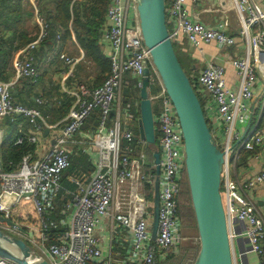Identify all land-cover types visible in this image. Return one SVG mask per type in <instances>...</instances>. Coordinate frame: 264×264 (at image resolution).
Masks as SVG:
<instances>
[{
  "label": "built area",
  "instance_id": "2783aa9c",
  "mask_svg": "<svg viewBox=\"0 0 264 264\" xmlns=\"http://www.w3.org/2000/svg\"><path fill=\"white\" fill-rule=\"evenodd\" d=\"M205 0H165V22L173 43L185 40L201 51L207 43H215L219 50L243 43V53L231 59L238 77L235 91L227 86L224 66L207 63L201 67L198 78L191 83L207 93L209 102L203 107L205 118L216 145L223 151L220 172V196L227 220L232 264H240L241 256L234 246L233 220L245 221L243 233L246 264H264V205L258 210L242 192L264 180V170L255 177L240 182L234 171L240 162L242 150H254L264 142V83L256 98V117L249 130L239 136L238 124L249 120L252 110L249 101L255 98L252 86L257 78L256 63L264 64V0H228L239 26L237 37L227 33L230 25L225 13L217 27L193 20L187 3ZM133 17L121 0H111L106 11L107 27L104 38L110 44V70L97 86L78 82L66 90L73 97L64 120L49 123L47 116L34 107L14 100L10 90L19 79L36 82L38 69L33 50L48 37L49 24L34 0H31L34 21L38 31L34 39L18 49L12 58V75L0 79V121L14 115L28 119L32 132L25 133L19 126L13 144H35L46 127H62L54 143L39 157L24 153L11 170L0 164V216L12 222L0 221V230L23 240L31 249L33 261L46 260L48 264H160L180 250L183 239L182 221L178 214L177 197L185 173L184 142L178 116L154 69L149 49L143 42L139 28L136 4ZM59 38V35L57 36ZM68 76L74 71L77 59L60 54ZM149 69V88L159 85L160 90L150 93L151 104L159 101L160 110L154 115L158 127L157 146L159 161V209L157 232L151 238L153 212L154 163L146 156L145 142L138 138L141 150L131 157L121 152V143L132 144V127L125 120L132 117L128 110L114 109L112 124L105 129L119 103L123 78L130 73L140 89L143 72ZM98 108L100 129L76 138L85 119ZM123 118V119H121ZM104 129V130H103ZM93 147L96 153L88 176H70L72 190H65L68 200L56 212L54 200L61 190V178L71 164L74 149L84 151ZM152 190V196L147 193ZM22 200L32 204L37 227L25 223L14 208ZM57 218L51 219L52 215ZM62 230L52 239L51 229ZM37 234L38 237L33 234ZM233 240V245H232ZM117 246V250L115 249ZM120 248L122 252H120ZM114 251H119L113 254ZM0 264H15L0 257Z\"/></svg>",
  "mask_w": 264,
  "mask_h": 264
},
{
  "label": "crops",
  "instance_id": "0c3cea01",
  "mask_svg": "<svg viewBox=\"0 0 264 264\" xmlns=\"http://www.w3.org/2000/svg\"><path fill=\"white\" fill-rule=\"evenodd\" d=\"M34 1L37 2V4L39 5L38 7L41 9V12H43L42 14L46 20V17H47L46 12L54 8L55 3L53 2V0H34ZM81 1H84V0H72L71 5L74 2H81ZM27 2H30V6L27 5ZM121 2L123 5L127 6L129 13H130L129 16L132 18L133 12H134L132 0H121ZM28 7H29V10L31 9L32 14L30 12L29 14L32 16L29 18L30 20L25 19L24 10H23L21 14V26L23 27V29H21L22 31L30 30L32 27H35V26L37 27L34 21L31 0H23L21 8L26 10L28 9ZM187 9L193 20L202 22L206 24L208 27H217L219 17L222 14L225 15L226 13L230 21V25L227 27V33L232 34L237 37L239 26L237 24L236 15L234 13V10L231 9V6L228 0H205L202 2H198V3H193L191 1H188ZM107 25L108 24L106 22V27ZM15 32H16L15 29L10 25L9 22L7 23L6 26L0 24V40L6 41V40L13 38ZM104 33H105V30H103L102 49L106 57H108L111 47H110L109 42L104 38ZM183 41L185 40H182L178 43H181ZM12 44L15 45L16 42H13ZM186 44L188 45L187 55L191 60H196L195 62H198V64H200L201 67H203L205 64L209 62L217 63V64L224 66V69H225L224 78H225V82L227 86L231 87L233 91L237 89L238 77H237V74L234 68L231 65V59L243 53V43L240 41L238 37L236 40V44L233 45V47L225 49V50H219L215 46V43L204 44L202 46L201 51L194 49L193 47L190 46L189 43H186ZM5 45L7 47L9 46L8 44H5ZM61 53L66 54L68 57L77 59V62L75 63V66H74L75 67L74 71L72 72V74L68 76L64 75L66 66L63 60L60 59L59 57ZM11 57L13 58V55ZM33 57H34L35 65L39 72L37 81L33 83L29 79L19 80L18 83L11 89V94L14 100L17 101L18 103H21L28 107H34V108L39 109L43 115L47 116V120L49 123H57L65 119L68 110L66 114L62 116H59L57 113L64 110L65 106L63 103L66 100H70L71 102L70 105L72 104L73 97L69 93H67L66 90L73 89V87L78 82H85L91 86L99 85L102 82V81H99V79H97V76L95 75L97 71H95V67L92 64V62L85 61L84 53L82 49L75 43L74 40L71 42H68L67 44L62 45V49L59 44L57 43L54 44V40H48L46 45L45 43L40 44L33 50ZM12 58L8 65V68L9 67L10 68L9 69L7 68L10 71V74L5 79H1V80H4V81L8 80L10 76L12 75ZM195 62L193 61L189 63L190 64L189 67L191 71L198 68L199 69L198 74H199L201 67L199 68V65ZM255 66L257 70V78H256L255 83L252 86V90L256 96L253 100L249 101L250 109L252 110L249 120L243 124L241 123L237 125L238 130H239V136L241 137L246 134V132L249 130L250 126L254 122V119L256 117V107L258 105L256 98L260 92L262 84L264 83V64L256 63ZM94 71L95 73H93ZM124 77L126 81L127 79H129L128 77H130V79H133L130 73H125ZM197 78H198V75L192 74V79H191L192 81H196ZM198 95L201 99L202 106H204L206 103L209 102L207 93L203 89L201 88L198 89ZM120 98H121V95H120ZM116 107L121 109L120 99H119V103L115 102L112 113L114 112V109ZM112 118L113 117L111 116L109 124L105 125V129L112 124ZM138 119H139V116L136 117L132 115L131 118H128L125 120V124H128L130 127H133L132 122H130L131 120H133L135 121L134 126L138 127ZM62 124L63 123L51 129H48L45 127L43 131L41 132V134H39V137L44 136L45 142L50 143L51 145L52 143H54L55 137L58 135L59 130L62 127ZM19 126L22 127L25 133L32 132V127L28 119H26L25 117L21 115H14L12 118L7 117L0 121V164L4 170H9L8 169L9 166L6 163H4L1 157L2 148L9 144L16 146L13 144V140L17 134V130ZM100 128L101 127H100V121H99V126L97 130H99ZM97 130L91 133H94ZM85 133L86 132L84 131H80L78 134H76V138H78L81 135L83 136ZM25 144L27 146L32 145L34 146V148L36 145V143L35 144L25 143ZM154 148L151 149V156L148 153V156L150 157V158L148 157V159H151L152 150ZM27 152H29L32 155V157H34V153L32 150L27 151ZM80 152L88 155L89 162H90L89 164L92 167L93 166L92 160L96 156L94 148L90 146H86L85 150L80 151ZM240 155H241L240 162L238 163L234 171L235 178H237L240 182H245L255 177L257 174H259L260 171L264 170V142L261 145L257 146L256 149L252 151L242 150ZM82 174L85 176H88V173H84V172L78 173L76 175H71V176H79ZM69 177H67V180L70 182ZM61 189L64 190V193L67 196L68 194L66 193L65 190H72V189H65L63 187ZM242 192L256 206L258 210H260L263 207L264 205V180L254 185L251 189L244 190ZM245 227H246L245 221L233 220L232 230L234 234V246L237 249L238 253L240 254L241 259L245 258L244 240H241V236H243ZM232 245H233V240H232ZM241 245H243L242 252H241ZM115 249L117 250V246H115ZM117 252L119 251H114L113 254H116ZM120 252H122L121 248H120Z\"/></svg>",
  "mask_w": 264,
  "mask_h": 264
},
{
  "label": "water",
  "instance_id": "95a60500",
  "mask_svg": "<svg viewBox=\"0 0 264 264\" xmlns=\"http://www.w3.org/2000/svg\"><path fill=\"white\" fill-rule=\"evenodd\" d=\"M139 28L151 62L179 119L184 142L185 173L198 234L199 249L187 264H232L228 225L220 196L223 151L216 145L199 97L174 51L165 22V0H137ZM149 69H145L139 89V138L148 148L156 145L155 123L150 101ZM11 92V90H10ZM154 189L151 238L157 232L159 209V150H152ZM8 224V218L0 216ZM4 244L14 245L13 253ZM0 257L15 264H48L33 261L30 247L21 239L0 230Z\"/></svg>",
  "mask_w": 264,
  "mask_h": 264
},
{
  "label": "trees",
  "instance_id": "16d2710c",
  "mask_svg": "<svg viewBox=\"0 0 264 264\" xmlns=\"http://www.w3.org/2000/svg\"><path fill=\"white\" fill-rule=\"evenodd\" d=\"M72 0H53L55 3V7L51 10L47 11L46 20L49 23V34L48 37L45 38L41 44H47L48 40H54V44L57 43L61 46L67 44L68 42L75 41V43L82 49L84 53L85 61L92 62L95 67L96 76L99 81H102L106 78L107 74L110 70V61L109 58L106 57L103 49H102V38H103V30L106 28V11L111 2V0H84L81 2H74L71 5ZM23 0H0V24L6 26L9 22L10 25L15 29L14 37L3 41L0 40V79H5L10 71L7 69L11 60V56L15 53L13 51H17L21 47H23L26 43L34 39L37 34L38 27H32L30 30L22 31L23 27L21 26V14L24 10V18L29 19L32 15L31 9H23L22 7ZM82 3V4H80ZM37 4V2H36ZM27 5L30 6V2H27ZM38 5V4H37ZM39 6V5H38ZM41 10V9H40ZM43 13V12H41ZM32 14V13H31ZM43 15V14H42ZM59 35V38H57ZM74 38V39H73ZM16 42L15 45L12 43ZM5 44H8L7 47ZM7 47V48H6ZM64 49V48H63ZM66 55V54H65ZM72 58V57H71ZM179 61V59H178ZM180 62V61H179ZM181 64V62H180ZM80 66V65H79ZM182 66V65H181ZM75 68V67H74ZM95 71L93 73H95ZM123 79L121 98H120V107L121 111L128 110L133 116H139V89L135 85V80ZM190 78V77H189ZM22 80V79H19ZM18 80V81H19ZM191 80V78H190ZM17 81V83H18ZM126 81V82H125ZM130 81V82H128ZM101 82V83H102ZM100 83V84H101ZM97 86V85H96ZM150 90V88H149ZM150 93L153 92L150 90ZM198 95V94H197ZM199 97V95H198ZM201 102V99L199 97ZM70 100H66L64 104V110L57 113L59 116L66 114ZM202 105V104H201ZM114 117V112L111 113L110 117ZM100 121V110L95 108L89 114V116L83 122V125L80 131H84L86 133H91L97 130ZM155 134L156 131L158 133V127L155 123ZM133 132V141L132 144H128L126 141H122L121 143V152L123 154L128 153L126 150L127 146L134 149L131 153H128L131 157L138 156L141 148L139 145H136L137 140L139 138L138 127H132ZM158 136V135H157ZM156 138V137H155ZM157 146V138L156 145ZM34 148L32 145H26L25 143L13 146L12 144L6 145L2 148V159L4 163H6L11 170L16 166L22 154L27 151H31ZM154 148V147H153ZM151 149L146 148V151L151 156ZM74 152L71 155V164L67 168V173H64L61 178V185L65 189H72L73 185L67 180V177L71 175H76L78 173H90L92 171V167L90 166L89 157L87 154L81 153L80 150L74 149ZM149 157V156H148ZM150 158V157H149ZM152 159V157H151ZM149 159V160H151ZM186 176H184L183 180L180 183V192L177 197V206H178V214L182 221L181 226V235H183V225L186 220L187 211L183 207V200L181 201V193L184 196L186 189H184L186 185V181L184 180ZM186 185V186H185ZM148 198L152 196V190L147 193ZM182 196V197H183ZM68 200V196L65 195L64 190L61 189L55 200V208L56 212L60 210L62 204ZM57 218V215L53 214L51 219ZM62 228L57 227L55 229H51L52 239L55 237ZM195 248L180 247V250L176 254H171L166 260L162 261L160 264H167L171 259H177V257L181 256L183 250L185 251L181 257H179V261L181 264H187L189 262H193L196 255V252L188 253L190 250H194Z\"/></svg>",
  "mask_w": 264,
  "mask_h": 264
},
{
  "label": "rangeland",
  "instance_id": "374dc122",
  "mask_svg": "<svg viewBox=\"0 0 264 264\" xmlns=\"http://www.w3.org/2000/svg\"><path fill=\"white\" fill-rule=\"evenodd\" d=\"M186 43H187L186 41H183L181 43H173V47H174V51L176 53L177 58L181 62V65H182L183 69L185 70L187 75L192 79V74L198 75V70L199 69L196 68V69H194L192 71L190 70V67H189L190 64L189 63H191L193 61L195 62L196 60H191L188 57V55H187L188 54V51H187L188 45ZM230 50H232V49H230ZM230 50H228V51H230ZM195 63L198 64V62H195ZM198 65H199V68H200L201 65L200 64H198ZM150 90L153 93H156V92H158L160 90V86L158 84L154 85V86H151ZM160 108H161V106H160L159 101L153 102L152 103L153 115H156L158 113V111L160 110ZM121 119H123V118H121ZM109 121H110V119H108L107 124H109ZM130 122H132V126L135 127L134 126L135 121L131 120ZM157 135H158V133L156 131V134H155L156 138H157ZM49 146H50V143H46L45 142V137L44 136L43 137L40 136L38 141H37V143H36V145H35V148L32 149V151L34 153V157L37 158V157L41 156L49 148ZM146 156L148 157V152L147 151H146ZM67 170L68 169H66L64 171V173H67ZM184 180L186 181V185H187V186L185 185L186 187L184 188V189H186V191L184 193V196L181 193L180 197H181V201L183 200V205H184L183 207L186 209L187 215H186V220L184 221L185 224L183 225V235H184V237L182 236L183 239L181 241L180 247H182V248L184 247V249H185L187 247H192L193 246L195 248L194 249L195 251L190 250L188 252V253H192V252H196L199 249V242H198V234H197V228H196V224H195L193 209H192L190 195H189L187 178H185ZM14 210H15L14 211V215L15 216L17 214H21L22 217H25L26 213H28V216L25 219L26 220L25 223L30 225L31 227H34V228L37 227V223H36V219H35L36 216H35V213L33 211L32 204L29 201L22 200L21 203L14 208ZM150 210H152V208ZM31 234H33L34 236L38 237L37 234H34V233H31ZM241 240H243V236H241ZM242 251H243V245H241V252ZM184 252L185 251L183 250V253ZM183 253H182V255H183ZM181 256H179V257H181ZM179 257H177L176 260L174 258L169 260V262L167 264H181V261H179L180 260ZM240 264H246V263L242 259V260H240Z\"/></svg>",
  "mask_w": 264,
  "mask_h": 264
},
{
  "label": "bare ground",
  "instance_id": "6f19581e",
  "mask_svg": "<svg viewBox=\"0 0 264 264\" xmlns=\"http://www.w3.org/2000/svg\"><path fill=\"white\" fill-rule=\"evenodd\" d=\"M4 247L8 250H10L13 253H18L17 249L15 248L14 245H10V244H4Z\"/></svg>",
  "mask_w": 264,
  "mask_h": 264
}]
</instances>
